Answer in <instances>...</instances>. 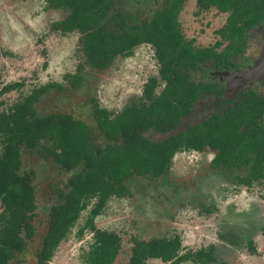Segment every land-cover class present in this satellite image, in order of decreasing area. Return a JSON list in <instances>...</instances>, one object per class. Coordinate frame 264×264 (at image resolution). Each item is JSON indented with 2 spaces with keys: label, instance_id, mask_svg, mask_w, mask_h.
<instances>
[{
  "label": "trees",
  "instance_id": "1",
  "mask_svg": "<svg viewBox=\"0 0 264 264\" xmlns=\"http://www.w3.org/2000/svg\"><path fill=\"white\" fill-rule=\"evenodd\" d=\"M44 1L48 9L66 11L64 20L52 23L50 29L62 34L77 31L79 50L92 68H104L115 54L131 45L152 43L165 87L153 95L152 86H147L143 97H155L159 101L127 106L113 118L93 102L91 114L96 128L109 142L104 145L95 144L91 131L70 115L36 116L34 104L38 98L52 88L61 89L58 84L35 88L0 111V264H10L35 234L33 172L20 171L21 150L38 151L66 172L80 167L67 179L66 192L58 195L60 202L49 207L45 231L30 264H48L83 212L86 214L76 236L87 232L90 242L81 254V264H112L120 251V237L115 232L96 228V217L101 215L110 197H129L123 185L125 180L132 176H160L176 150L209 149L214 152L213 167L248 166L246 175L238 179L245 187L264 180V99L259 96L246 95L222 114L211 115L161 142H151L142 136L148 129L161 133L174 129L178 118L188 114L193 100L209 91L186 81L179 72V68L193 65L191 60L200 57H179L181 50L173 54L178 42L168 41L166 27L157 24L165 16L137 34L113 33L104 31L102 26L112 0ZM64 78L72 89L80 84L78 72ZM15 88L17 85H4L0 94ZM261 233L264 236V228ZM130 244L126 264H145L148 260L162 264L215 263L212 246L183 251L178 235L148 240L132 238ZM247 248L250 254L255 253L252 243Z\"/></svg>",
  "mask_w": 264,
  "mask_h": 264
},
{
  "label": "rangeland",
  "instance_id": "2",
  "mask_svg": "<svg viewBox=\"0 0 264 264\" xmlns=\"http://www.w3.org/2000/svg\"><path fill=\"white\" fill-rule=\"evenodd\" d=\"M159 1L117 0L115 5L119 10L137 13V21L147 18ZM53 11L46 8L44 0H0V90L4 85H17V88L0 94V111L35 88L59 84L61 89L52 88L38 98L34 104L36 116L70 115L91 126L95 142L102 144L89 118L91 104L96 102L101 108L118 111L131 102L123 101L124 98L139 95L140 83L153 75L156 65L151 52L145 48L146 53L141 50L136 57L139 73L132 74L131 62L124 68L115 63L107 72H85L80 88L67 87L63 75L72 72L83 59L76 48L77 33L60 35L50 29L59 18V13ZM180 21L184 34L195 36L196 44L205 46L216 38L213 31L220 25L221 18L213 11L193 17L189 12H182ZM257 33L264 34V26ZM259 51L260 55L256 57ZM248 53L234 61L236 72L213 76L223 88L224 101H197L189 123L231 106L233 101L227 99L236 98L246 89L257 88L256 83L264 76V48L251 41ZM196 79L202 81L207 77L203 74ZM210 157L207 151L178 155L159 179H130L125 185L131 194L128 199L107 200L94 225L120 237V251L112 264H126L132 238L148 240L173 235L179 236L183 251L194 252L212 246L215 263L264 264V236L261 233L264 228V180L244 187L237 179L246 174L248 166L212 170L208 167ZM20 161L21 172H33L35 234L10 264L34 261L45 231L48 209L60 202L58 195L66 192L67 179L80 168L65 172L38 151L21 150ZM85 214H81L66 239L59 243L48 264H81L80 257L87 249L90 235L84 232L77 237L76 230ZM249 242L255 249L253 255L247 248ZM145 264L162 263L148 260Z\"/></svg>",
  "mask_w": 264,
  "mask_h": 264
},
{
  "label": "flooded vegetation",
  "instance_id": "3",
  "mask_svg": "<svg viewBox=\"0 0 264 264\" xmlns=\"http://www.w3.org/2000/svg\"><path fill=\"white\" fill-rule=\"evenodd\" d=\"M116 1L112 0L110 11L106 14L104 20L102 21V26L104 31L113 32V33H124L129 32V34H137L142 30L148 29L150 26L155 25V22H158L162 16H165L164 21L157 23L166 27L168 33L166 38L168 41L176 40L178 45L174 47L173 54L176 55L177 50H181L179 53V57H200V60H191V64L186 68H179V72L185 75L186 81L191 82L194 85H199L202 88H207L209 91H205L196 97L189 108V112L186 116L179 117L174 129L167 131L165 133H161L155 131L153 129H148L146 132L142 133V136L151 141V142H161L165 140L167 137L172 135H177L178 133L183 132L189 126H193L198 124L205 119L209 118L211 115L222 114L224 111L229 110L232 106H234L238 101H242L246 98V95L250 96H259L264 99V87L262 86V80L264 76H262L259 81L256 83L257 88L246 89L243 93L238 94L236 98L227 101H233L231 106L224 108L221 111H213L203 119L195 120L192 123H189L188 120L192 117L193 108L197 101H224L223 99V88L218 85L217 78H213L214 75L222 74L227 75L232 72L237 71V66L234 61L239 58L245 57L249 55V45L251 41H256V44L260 47L264 48V34L257 33L260 28L264 26V0H160L148 13L147 18H140L136 21L138 14L132 13L124 10H119L116 8ZM45 2V1H44ZM209 11H213L221 18L220 25L213 31L214 36L216 37L210 45L198 46L196 44V37L193 35L186 36L182 30V24L180 21V14L182 12H189V16L193 17V15L200 16L201 13H206ZM53 12L59 13V18L55 22H60L64 20L67 13L63 9H56ZM54 22V23H55ZM110 26V28L108 27ZM58 32L60 35H68L72 33H77L78 37L76 39L77 43V52L82 57L83 63H78L72 72L66 73L63 75V81L66 86L71 88L65 81V75H74L75 73H80V84L77 88L81 87L83 82L84 73L87 71L92 72H107L110 71L115 63L119 65V67L124 68V65L131 62L133 65L132 74L137 71L138 61H136V57L138 53L140 54L141 50L146 53L145 48L151 52L153 63L156 65L153 75L147 76L139 86L140 92L137 97L132 98H124L123 101H131L128 104L123 105L121 109L118 111H111L109 109H104L99 107V105L95 102L98 108L104 110L109 118H113L119 112H121L125 107L136 105L138 107L140 104H146L147 101H159L157 98H146L143 97L142 92L147 86H152V94L158 95L160 91L165 87V82L160 78L159 75V63L156 57V50L152 43L150 42H140L134 45L129 46L122 53L115 54L111 60L106 64V66L100 70L92 68L87 65L85 62V58L82 52L79 50V33L75 30L62 34L60 31ZM256 32V33H255ZM198 33V31H197ZM137 36V35H135ZM253 38V39H252ZM250 39V43H249ZM257 48V47H256ZM150 49V50H149ZM258 49V48H257ZM260 55V51L257 53L256 57ZM223 57L224 60H215L216 58ZM218 61V62H216ZM252 61V59H249ZM130 72V71H129ZM128 72V73H129ZM206 75L207 79H203L199 81L196 79L198 76ZM195 77V79H194ZM150 81H153L151 84ZM234 83V82H233ZM59 85V84H58ZM257 90L259 92H257ZM251 100V99H250ZM169 101H178L172 100ZM92 111V104H91ZM90 111V120L92 122V127L97 130L95 122L93 120L92 114ZM74 119V118H73ZM82 122L79 119H74ZM83 123V122H82ZM89 130L91 126L83 123ZM91 131V130H90ZM177 131V132H176ZM102 144L95 142L94 133H92L93 142L95 144L104 145L109 142L105 141L100 135ZM154 136L155 138L151 139ZM158 138V139H157ZM209 152L211 157L208 161V167L212 170L216 169H237V167H213L211 166V161L214 158V152L209 149H204L202 151H194V150H176L170 156L167 165L164 167V172L157 177H150L151 179L157 180L170 169V166L175 159L176 156L185 154L188 152L192 153H203ZM243 166V165H241ZM240 166V167H241ZM238 167V168H240ZM63 170V169H62ZM66 172V171H65ZM246 175V174H245ZM244 175V176H245ZM243 177V176H242ZM132 178H149V176H132L131 178L124 181L123 185L125 186L128 181ZM238 180V179H237ZM241 185V184H240ZM243 186V185H242ZM126 187V186H125ZM245 187V186H244ZM129 192V190H128ZM130 193V192H129ZM131 194H129L130 197ZM128 197V198H129ZM115 198V197H110ZM128 198H115V199H128Z\"/></svg>",
  "mask_w": 264,
  "mask_h": 264
}]
</instances>
